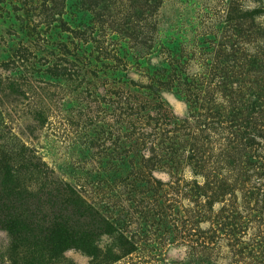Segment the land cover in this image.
I'll return each mask as SVG.
<instances>
[{"label": "rangeland", "instance_id": "374dc122", "mask_svg": "<svg viewBox=\"0 0 264 264\" xmlns=\"http://www.w3.org/2000/svg\"><path fill=\"white\" fill-rule=\"evenodd\" d=\"M0 264H264V0H0Z\"/></svg>", "mask_w": 264, "mask_h": 264}, {"label": "trees", "instance_id": "16d2710c", "mask_svg": "<svg viewBox=\"0 0 264 264\" xmlns=\"http://www.w3.org/2000/svg\"><path fill=\"white\" fill-rule=\"evenodd\" d=\"M56 232L58 234H62L63 232V227H59V228H56ZM77 241H80L76 247L80 248L81 250H83L86 254L90 255L92 258H97L100 256V253L103 254L102 250H100L97 246H90L86 240H75L74 238H71L69 242H66V244H60L58 246V248H56L57 252H62L68 248L71 247V245H76L75 243ZM107 259V262L108 261H112L114 259H116V255L114 253H111L110 251L108 252H105V254L102 255V260H106Z\"/></svg>", "mask_w": 264, "mask_h": 264}]
</instances>
